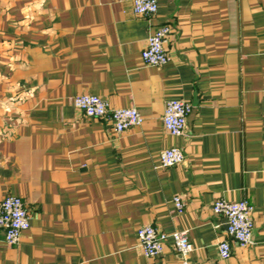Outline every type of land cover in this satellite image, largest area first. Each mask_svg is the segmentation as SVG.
<instances>
[{
    "label": "crops",
    "instance_id": "0c3cea01",
    "mask_svg": "<svg viewBox=\"0 0 264 264\" xmlns=\"http://www.w3.org/2000/svg\"><path fill=\"white\" fill-rule=\"evenodd\" d=\"M133 1L0 0V200L20 197L30 215L16 245L0 228V264H182L172 238L143 253L146 225L188 231L193 264H264V0H158L155 16ZM165 25L169 61L147 66ZM83 94L143 122L118 134L74 106ZM169 100L193 107L179 137L164 126ZM174 147L185 161L160 167ZM218 199L253 206L248 248Z\"/></svg>",
    "mask_w": 264,
    "mask_h": 264
},
{
    "label": "built area",
    "instance_id": "2783aa9c",
    "mask_svg": "<svg viewBox=\"0 0 264 264\" xmlns=\"http://www.w3.org/2000/svg\"><path fill=\"white\" fill-rule=\"evenodd\" d=\"M133 9L139 16H155L159 10L158 0H134ZM168 25L160 27L147 42V47L142 52V60L147 66L160 67L169 61L166 44L171 34ZM73 104L87 117L103 119L108 118L114 122L116 133L121 134L131 127L139 126L143 122L142 115L137 108L111 109L107 100L97 95L83 94L73 99ZM192 105L182 100H169L166 103L164 114V126L166 131L179 137L185 133L187 120L192 113ZM185 155L180 148L174 147L164 150L160 155V167L171 168L182 164ZM174 203L179 214H182L186 204L179 196L174 198ZM213 212L222 216L227 221V233L229 237L242 249L248 248L253 242L254 223L253 206L247 201L232 202L218 199L213 204ZM0 228L5 230L6 242L16 245L24 231L30 228V215L22 198L7 196L0 200ZM172 238L174 247L182 256V264H193L190 253L194 246L189 238L188 231L165 234L151 225L142 226L138 230L139 247L143 253L154 258L163 253L168 239ZM218 251L222 259L230 258L232 248L229 241H222L218 245Z\"/></svg>",
    "mask_w": 264,
    "mask_h": 264
}]
</instances>
